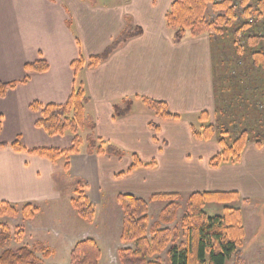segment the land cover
<instances>
[{
	"label": "crops",
	"instance_id": "crops-1",
	"mask_svg": "<svg viewBox=\"0 0 264 264\" xmlns=\"http://www.w3.org/2000/svg\"><path fill=\"white\" fill-rule=\"evenodd\" d=\"M174 1L0 0V82L29 76L28 82L0 95V141L12 144L20 138L27 150L69 149L73 135H48L36 126L39 114L30 106L34 101L65 104L82 82L90 97L86 114L95 121L98 143L136 152L144 163L147 151L158 160L155 166L120 176L133 159L122 171L123 154H89L88 143L86 148L82 144L79 153L67 157L65 168L78 181L73 186L82 184L94 204L119 193L210 191L237 192L240 199L264 198V143L260 147L249 142L240 162L213 167L210 160L222 150L218 139L199 140L192 134L191 118L196 117L202 128L206 123L201 113L208 112L212 119L217 109L214 40L209 34L187 36L178 44L171 40L177 45L173 46L165 17ZM129 22L142 33L99 66H86L76 74L73 61L101 54ZM38 60H46L49 69L27 72L26 64ZM144 97L165 101L180 117L150 114ZM126 100H132L131 110L117 116L115 105ZM151 123H158L159 129ZM58 161L11 146L0 148V201L21 205L51 200L58 190Z\"/></svg>",
	"mask_w": 264,
	"mask_h": 264
},
{
	"label": "trees",
	"instance_id": "trees-1",
	"mask_svg": "<svg viewBox=\"0 0 264 264\" xmlns=\"http://www.w3.org/2000/svg\"><path fill=\"white\" fill-rule=\"evenodd\" d=\"M210 8L214 12L225 11L218 14L214 20H210L208 11ZM264 15V0H175L166 14L167 27L173 30L172 40L178 44L182 42L187 34L198 37L209 34L212 39L221 32L219 25H231L232 20L239 17L243 20L242 27L248 28L250 19L254 15ZM142 33V29L134 27L130 22L124 31L114 41L106 47L99 55L91 56L88 59L81 57L72 62L76 74L86 66L95 68L118 49L120 45L131 38ZM238 45V44H237ZM241 50V46H237ZM253 63L259 68L264 67V51L253 52ZM27 72H45L49 69L46 60H38L28 63L25 66ZM29 76L20 81L0 82V95L5 96L7 92L16 87L19 83L28 82ZM217 103L219 95L217 92ZM142 101L148 109L163 119H176L180 116L173 113L165 101L144 97ZM90 102V97L85 89V85L80 82L73 90L72 95L65 104H43L38 101L31 103V109L39 114L36 126L42 128L50 136H63L66 133L73 135L72 145L69 149L56 148H35L27 150L18 138L12 144L0 141V148L11 146L16 151H28L56 162L62 156H70L79 153L83 144L80 131L84 128L90 129L87 135L89 154H109L121 156L123 151L116 145L101 142L94 134L95 121L86 114V107ZM132 100H126L116 104L115 114L117 116L126 115L132 107ZM223 112L227 109L225 105H220ZM204 123L208 121V112H202L201 118ZM150 127L158 130L159 127L151 123ZM2 125L0 122V132ZM262 132V131H261ZM192 134L199 140L218 139L222 150L211 160L213 167H218L224 162H240L242 153L249 142L251 134L249 129L228 142L227 130L209 124L200 130L192 126ZM257 134L255 140L258 146L264 143V134ZM156 162L144 163L138 154H133V161L129 168L120 173L124 176L134 172L141 166H155ZM69 163L67 159L66 168ZM178 193H155L151 196L154 200L158 197L171 199L170 203L162 210L159 222L153 227L151 232L148 228V202L146 199L132 193H119L117 202L123 210V230L121 241L126 244L119 250V260L121 264H163L161 258L157 257L169 244L167 255L169 264H227L234 260V264H242V247L245 239V228L243 225L242 213L239 209L225 207L221 215H208L204 210L208 202L229 203L239 200L237 192H193L190 194L187 203L188 215L183 219L181 229L186 235V241L178 243L180 233L178 229L169 227L161 228L162 223H172L180 204L175 199L180 196ZM72 206L84 220L92 222L96 215V206L87 196L84 187L80 184L75 190V196L71 200ZM40 212V208L33 203H26L21 208L7 201H0V216H18L24 214L33 219ZM2 226H0L1 228ZM149 233L151 237H149ZM2 232H0V235ZM101 258V248L95 238H86L79 241L71 252V260L75 264H99ZM0 264H43V261L36 255V252L27 247L21 246L18 249H5L0 255Z\"/></svg>",
	"mask_w": 264,
	"mask_h": 264
},
{
	"label": "rangeland",
	"instance_id": "rangeland-1",
	"mask_svg": "<svg viewBox=\"0 0 264 264\" xmlns=\"http://www.w3.org/2000/svg\"><path fill=\"white\" fill-rule=\"evenodd\" d=\"M257 0H254V3ZM225 11H208L210 20ZM248 28L242 27L241 17L232 20V24L219 25L221 32L214 39V67L217 76V92L219 102L212 119L206 125L214 124L225 127L228 142L238 137L243 130L249 129L251 142H256L257 134H264V67L254 65L252 54L255 51H264V15H254L250 19ZM172 43L173 30L167 28ZM187 36H191L190 33ZM238 44V45H237ZM241 46V50L237 49ZM139 105L144 106L142 102ZM225 105V112L220 109ZM136 109L138 110L137 106ZM150 114H154L150 111ZM197 129L201 124L196 117L191 118ZM158 126V123L156 124ZM80 131L84 148L87 147V135L90 129ZM262 131V132H261ZM260 136V137H261ZM167 141H171L166 137ZM136 152L125 151L119 160L120 166L125 170L132 161ZM146 163L157 162L156 155L146 152ZM140 156V155H139ZM67 157L62 156L56 165L55 181L56 196L49 201L33 202L39 206L40 212L31 219L24 214L18 216H0V255L5 249H18L27 246L36 252L43 264H75L71 260V252L75 245L86 238H95L101 248L99 264H121L119 250L127 245L121 241L123 230V210L117 202V196H107L104 200L95 202L96 215L92 222L84 220L72 206L71 200L75 196L78 183L67 173L65 164ZM126 171V170H125ZM128 179V178H127ZM127 179H120L124 182ZM75 181V183H74ZM141 196L148 202V228L149 232L159 222L162 210L171 199L151 196ZM190 194L178 196L175 201L180 204L176 218L172 223H162L161 228L178 229L180 233L179 244L186 241V235L181 229L183 219L188 215L187 203ZM24 204L17 205L21 208ZM239 209L242 213L245 228V239L242 247V264H264V198L234 200L229 203L208 202L204 210L208 215H221L225 207ZM149 237L151 234L149 233ZM172 245L159 255L163 264H169L167 252ZM227 264H234V260Z\"/></svg>",
	"mask_w": 264,
	"mask_h": 264
}]
</instances>
